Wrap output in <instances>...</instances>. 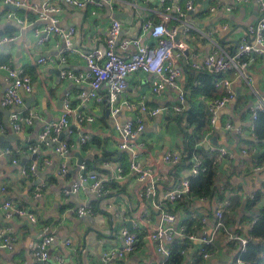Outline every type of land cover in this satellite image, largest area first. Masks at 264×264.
Instances as JSON below:
<instances>
[{"label": "crops", "instance_id": "obj_1", "mask_svg": "<svg viewBox=\"0 0 264 264\" xmlns=\"http://www.w3.org/2000/svg\"><path fill=\"white\" fill-rule=\"evenodd\" d=\"M48 1L61 7V11L53 15L58 20L59 28L75 29V33L69 38L72 51L67 53L66 63L51 64V59L57 60L67 47L64 38L53 34L44 44L38 41V47L35 49L32 48L30 42L25 41H19L16 45L7 44L0 48V59L16 69L24 70L32 78V92L25 96V106L19 110L7 108L2 105L5 94L3 83L5 74L0 70L2 83L0 122L4 126L10 125V117L15 112L25 114L33 112L36 115L34 126L31 128L25 127L18 133L12 130L8 134L0 132V135L15 134L19 137L13 142L0 144V153L7 148L14 151L13 156L4 155L3 163L0 164V188L7 190L6 193L0 195V239L11 237L14 239V245L18 246L15 251L7 249L0 252V264H27L29 257H32L31 264H39L33 255L31 245L46 235L54 237L50 248L51 264H58L56 260L58 256L62 257L65 264H108L103 260L104 253L114 248L122 249L124 242L120 235L121 229H129V223L133 227L136 222L143 227L138 233L139 242L136 251L124 261H112L111 264H164L163 258L156 252L155 244L149 239V234L161 227H172L179 230L190 216L202 220L207 219V223L202 222L203 230L195 234L198 237V242L194 243L197 247L189 249L186 256L187 264L192 263L189 260L191 259L189 254L192 257L199 247L205 244L203 239L209 238H213V243L221 244L222 248L209 254V258H204L203 264H230L223 262V255L232 257L234 261L241 247L237 243L238 248L230 251L228 245L231 242L226 235L213 230L219 199L210 201L209 198H190L193 203L190 215L183 210L178 211V203L165 200L168 192L193 175L192 167L187 164L180 163L178 166H170L163 163L165 154L183 152L185 131L191 132L194 129L185 116L181 117L182 113L179 114L173 110L179 97L176 90L169 88L171 102L167 99L163 102L153 99L145 103L151 108L160 107L163 103L167 110L165 109L158 117L148 116L143 120L145 131L138 140L145 146L141 151H136L135 156L142 168L152 171L153 178L149 177L142 181L139 175L130 168L133 155L119 150L121 136L114 130L116 123L124 125L141 117L139 107L126 109L118 113V118L114 119L112 112L108 116L106 114L107 108L104 103V101L108 102L106 91L101 93V103L85 102L81 98V93L87 91L89 87L74 84L61 76L63 70L76 74L87 71L86 61L80 53L103 49L111 20L120 19L121 14L126 17L131 26L135 27L136 35H126L128 26L122 24L118 47L126 39L143 40L150 46L155 39L150 32L145 35L144 25L148 21L160 22V13H162L160 0H116L110 6L105 5L103 9H99L98 16L92 15L90 9L87 11H77L74 8L65 10V0H28L31 8L38 7L40 10ZM190 1H195L196 10L189 13L186 20L194 25L193 31L196 33L195 37L192 35L187 39L184 36L180 37L181 41L189 44V50L184 52L177 65L182 70L181 76L185 81L181 87H186L188 91L191 81L197 74L191 68L192 63L204 61L213 52L214 42L223 49L233 52L237 41L245 34V30L260 19L258 0H251L246 4H239L236 0H202L201 3L198 0H172L174 5L181 7H185ZM217 3L220 8L211 12L210 8ZM227 7H232V15L226 14ZM8 11L13 10L0 4V19H4ZM14 12L18 18H26L30 22L37 21L29 29L32 35L37 29L44 30L49 25L48 21H39L38 13L31 12L29 8L23 7ZM171 16L173 19L176 17ZM170 24L175 26L178 22L172 20ZM224 24L229 25V31L210 35L217 25ZM10 29H14V32L9 33ZM19 30V26L14 23L4 24L0 26V37L11 36ZM25 43H28L27 53L19 50L20 46ZM197 45H202L203 48ZM14 48L17 50L13 59ZM135 52V47H131L122 54L132 56ZM193 55L196 56V60L192 59ZM41 58H45L47 62L39 63ZM185 58L187 63H185ZM141 74L142 72H138L129 78V88L126 93L118 97L115 107H120L125 100L136 105L140 97L148 95L147 91L137 92V78L141 77ZM201 74L208 73H198L197 76ZM246 74L247 80L235 73L230 74L236 97L218 114V119L222 123L221 128H214L215 131L204 139L207 142H203L201 146L213 152L223 147L235 154L233 159L218 158L220 159V187H227L226 195L229 199L224 200L230 201V207L224 211L223 220L229 232L248 240L249 232L256 221V213L264 207V197L253 209L248 206L249 200L256 193L264 195V167L259 171L256 170V166L263 165V162L259 163L257 159L264 157V145H260L257 141L250 115L253 103L258 98L264 97V58L259 56L254 62H249ZM218 92L222 96L226 93L225 90L219 89ZM190 93L187 96L185 111L191 107L188 100ZM65 97H71L73 108L77 113L91 116L94 121L76 124L72 118L70 151L66 156H61L55 152L52 143L49 146L41 145L39 136L46 125L60 119L63 114ZM26 99H30L28 103L30 109L26 107ZM214 100L207 101L208 109ZM114 106L111 104V110ZM228 123L233 124V130L226 129ZM157 126H159L158 130H154ZM64 134L66 135L64 137L68 138V132ZM83 135L89 137V142L85 146L80 143ZM165 137L169 138L167 142H164ZM212 142L218 143V146L213 145ZM30 145H38L39 149L36 154L27 150ZM244 150L247 151L246 155L242 154ZM118 154L126 156L121 159V157L118 158ZM81 157L83 163L79 165ZM14 159L18 162L14 163ZM113 163L118 166L115 175L105 167ZM33 164L37 165L36 175H25L23 169ZM64 165L68 173L62 176L60 170ZM82 166H85L84 170ZM119 168H122L123 175H120ZM82 174H97L100 178L108 177L107 180H103L105 192L101 197L88 188L81 189L78 194L66 196L65 191L70 189ZM152 183L155 189L154 200L145 196L147 187ZM7 201H13L18 206L30 210L36 215L38 222L34 224L26 218L6 211L3 205ZM236 203L240 205L233 209ZM158 204L176 215L175 224L170 225L162 220L155 208ZM84 205H92L95 212L91 216L80 218L78 210ZM147 212L150 214V221L143 224L142 219ZM29 239H33L30 244ZM68 242H70L69 245Z\"/></svg>", "mask_w": 264, "mask_h": 264}, {"label": "built area", "instance_id": "obj_2", "mask_svg": "<svg viewBox=\"0 0 264 264\" xmlns=\"http://www.w3.org/2000/svg\"><path fill=\"white\" fill-rule=\"evenodd\" d=\"M239 4H246L250 3L251 0H236ZM260 5V19L251 24L246 30L245 34H243L236 46V49L233 52H229L222 47H220L217 43H213L214 50L211 52L202 62L197 61L193 62L191 68L194 72L198 73H208L214 75L216 77V88L219 90H225V95L222 97L215 99L213 103L209 107V111L211 114V124L213 125L212 121L215 119L219 122L218 114L219 112L224 109L231 101H233L236 97V93L233 90V82L231 79V73H235L245 80L248 79L246 71L248 69L249 62H254L255 59L259 56L264 58V28L261 26L264 25V0H258ZM24 0H0V4L5 6H15L17 8H23ZM160 6L162 8V13H160V22L154 23L152 21L146 22V24H159L164 21V18L167 17V20L164 21V26L167 31L171 32L174 29L175 31L174 43L179 45L182 41L181 38L179 41H176V37L178 34H181V37H185L186 39L190 36V33L194 30V27L191 23H189L186 18L188 17L189 13H193L195 8V1H190L186 4L185 7H181L178 5H174L172 0H160ZM65 4V1H64ZM107 5L102 2V0H94V4H88L82 9V11H87L90 9L93 13H96L95 16H98L99 9H103V7ZM49 7L52 9H58L54 11H49L47 13L46 20H39V15L43 13V9L45 7ZM75 9V7H73ZM220 8V5L217 3L210 8L211 12H215ZM232 10V7H227L226 10ZM61 11V7L57 4L51 3L50 1L46 2L40 12L38 13V20L43 22H49V25L44 30L37 29L36 33L40 32L43 33L40 36L39 43L44 44L48 41L50 35H57L65 39L67 43V47L65 51L62 52L58 56V59H51V64L56 63H66L67 61V53L72 51L70 48L69 38L75 33V29H61L59 28L58 20H56L53 15L57 14ZM171 15H175L176 17L173 19ZM8 16L16 17L14 11H8L5 14V18ZM51 17V18H50ZM120 19L113 18L111 20V25L108 33V37L106 40L105 47L103 49H95L89 53H80L82 58L86 61L87 64V71L82 73H74L69 70H63L61 73L62 78L77 84V85H87L89 89L87 91H83L81 93V98L85 101V97H87L86 102H102V91H106L108 94V102L111 106L112 104V85H115L119 91L115 93L116 100L119 96L126 93L129 88V78L138 73L143 72L142 69L136 66L139 57L137 56L136 52L132 56H124L122 53L124 51L129 50L132 46H130L127 50H125V42L131 41L133 44L138 39H126L118 47V41L122 33V24H121V31L118 36H113L112 33L114 32V21H118ZM175 20L178 22L177 25H171V21ZM55 21V23H53ZM145 24V25H146ZM144 25V26H145ZM187 25V26H185ZM145 28V27H144ZM229 25H217L214 30L210 33V35L219 32L229 31ZM153 30H149L151 36L155 39L153 35ZM208 36V34H207ZM4 37V36H3ZM185 42V41H183ZM186 43V42H185ZM167 47H171V44H168ZM119 49V51H118ZM64 50V49H63ZM186 52V51H184ZM183 52V54H184ZM182 54V56H183ZM1 55V53H0ZM177 56L180 57V50L177 49ZM182 57H180L181 59ZM179 59V60H180ZM47 60L45 58H41L39 63L44 64ZM0 70L4 72L3 76V83L5 85V94L3 96L2 105L7 108L12 109H21L25 106V96L32 92V78L22 69H16L12 67L10 64H0ZM177 70H180V75H182V70L177 67ZM103 77V78H101ZM79 81V82H78ZM2 83L0 81V87ZM90 85H97L96 87H91ZM198 85L197 82L194 83V86ZM191 92V89L186 90L184 92V99H180V95L178 97V103L173 107V110L176 113H182L185 111L187 106V96L188 93ZM130 104V103H129ZM132 105V104H130ZM145 109L148 110L149 117H152L151 113L154 110L159 109V107L151 108L147 104H144ZM136 108V107H132ZM167 110V108H165ZM177 109H182V111H177ZM219 109V111H216ZM112 112V110H111ZM72 113H75L74 122L76 124H83L85 122L94 121L93 117L91 116H83L82 114L77 113L73 108V101L71 97H65L64 105H63V114L59 120L52 122L44 127L43 132L39 136V143L41 145L49 146L52 143V147H55V152L61 156H66L71 147L70 143V136L71 132V121L73 118ZM215 113V114H214ZM264 113V97L258 98V100L253 103L250 109V115L252 119V123L254 126L255 121L258 119L259 115ZM214 114V115H213ZM36 115L33 112H28L27 114L22 112H15L11 115L10 120L11 123L8 126L0 125V132L2 134H8L11 130L13 132H20L25 127L31 128L34 126ZM143 128V131L141 129ZM227 130H233L234 126L231 123L226 125ZM114 130L121 136V143H119V150L121 152H128L133 155L132 152L128 151L129 148L138 149L136 151H141L145 144L140 142L138 139L140 135L145 131V124L144 121H141V118L138 117L134 121H130L124 125L116 123L114 126ZM68 132V138L63 137L60 139L62 135L66 136L64 133ZM135 137V138H134ZM89 142V137L87 135H83L80 139L81 145H87ZM55 144V145H53ZM38 145H30L28 146L27 150L31 151L32 153L38 152ZM135 151V153H136ZM216 152L218 154V158L220 159H233L235 154L228 151L226 148H217ZM5 156H13L14 151L11 149H5L2 152ZM242 154L246 155L247 151H242ZM179 156V158H177ZM136 163L139 165L142 171H134L132 169L131 163V170L134 171L136 174L139 175L142 181L148 179L144 173H151V177L153 178V173L151 170H146L142 168L140 162L136 159ZM182 161V153H167L163 157V163L170 165V166H178ZM18 160L14 159V163H17ZM193 167H192V174L198 175L199 173L205 172L206 168L203 165V162L200 158L196 157L193 160ZM264 167L263 165L256 166V170L259 171ZM82 169H85V166H82ZM120 175H123L122 168H119ZM23 173L28 176H35L37 173V165L33 164L29 168L23 169ZM68 173L67 167L64 165L60 170V175L65 176ZM100 183V187L95 189V193L98 197H101L104 192V183L101 182V178L97 174H82L79 179L72 184V187L65 191L66 196L78 194L81 189L88 188L90 191L92 187ZM154 186L153 183L151 186L147 187L145 196L152 198L154 200ZM6 188H0V195L6 193ZM191 193V184L188 179L180 182L177 187L168 192L165 195V200L171 203H178L179 200L184 198H192ZM254 197H252L253 199ZM157 204V203H156ZM218 209L215 213V223L214 228L216 233H224L227 239L232 242L236 241L239 246L241 247L240 252L245 251V248L248 244V240L239 237L238 235H234L233 233L229 232L226 228V224L224 223V211L230 207L229 200H220L218 203ZM6 211H10L15 213L16 215L28 219L32 223H37L38 219L34 213H32L27 208H23L18 206L13 201H7L3 205ZM155 208L159 212L162 220L170 225H173L177 222V217L172 212H169L165 207L163 208L161 205H155ZM95 209L92 205H84L79 208L78 216L80 218L87 217L93 215ZM150 221V214L147 212L142 219L143 224L145 222ZM203 223H207V219L202 220ZM143 227L139 222L133 224L132 229L123 228L120 231V235L123 238L124 246L122 249H110L109 251L105 252L103 255V260L111 264L112 261H124L132 255L136 249L137 244L139 242V230ZM187 226L181 225L179 230H175L172 227H161L149 234V239L155 244L156 252L159 254L164 261V264H167L168 260L171 257V248L173 247L174 243L178 238L183 239H190L195 235H188L186 233ZM163 233V235H162ZM11 241L14 244V239L11 237H2L0 239V243H5ZM54 242V237L50 235L44 236L39 241L33 243L31 245V249L33 251V255L36 258L39 264H51V246ZM205 244H212L213 238L203 239ZM70 242H68V245ZM8 250L12 251V246L9 245L7 248ZM116 252L115 260L110 259V254ZM238 252V253H240ZM238 253L236 255H238ZM235 255V256H236ZM209 254H205L204 258H209ZM57 262L63 260L62 257H56ZM233 264H247L241 260H237L233 262Z\"/></svg>", "mask_w": 264, "mask_h": 264}, {"label": "trees", "instance_id": "obj_3", "mask_svg": "<svg viewBox=\"0 0 264 264\" xmlns=\"http://www.w3.org/2000/svg\"><path fill=\"white\" fill-rule=\"evenodd\" d=\"M14 32V29H10L9 33ZM196 32L192 31L193 37H195ZM1 58V57H0ZM0 64H8L3 59H0ZM199 82L198 85L194 86L195 81ZM216 77L211 74H201L199 76H194V80L190 83V98H188L191 103L189 110L182 112L181 117L185 116L187 122L190 126L194 127L191 132L185 131V146L182 152V164H187V166L193 167L194 158L198 157L203 162L206 168L205 172L199 173L198 175H191L188 180L191 184L192 198L203 199L209 198L210 201L219 199L224 200L227 197V187H220V163L218 159L217 152H213L205 146H201L204 139L211 133L215 131L211 124V114L208 109L207 101L218 99L222 96L219 94L218 89L215 85ZM201 99V100H197ZM0 125L4 126L1 122ZM254 134L260 145H264V113H261L258 119L254 123ZM9 149V148H7ZM126 155L118 154V158L123 159ZM109 157V155H108ZM258 162L264 163V157L257 159ZM264 197L263 193H256L253 199H250L248 206L253 209L254 206ZM229 199V198H228ZM240 204L236 203L233 209L238 208ZM193 209L192 200L189 198H184L178 202V211L183 210L188 215L191 214ZM253 212V211H251ZM256 221L253 224L248 238V244L245 251L238 252L235 256V262L241 260L247 264H264V207L261 211L256 213ZM250 219V217L248 218ZM254 219V218H253ZM187 226L186 233L188 235H195L203 230L204 225L202 219L198 217L190 216L183 222ZM197 247L194 242L190 239H177L171 248V257L167 264H187L188 258L187 253L189 249ZM222 248L219 243L203 244L199 247L198 251L190 257L192 261L191 264H203L205 254H212L216 249ZM238 248L237 242L232 241L228 245V249L231 251Z\"/></svg>", "mask_w": 264, "mask_h": 264}, {"label": "clouds", "instance_id": "obj_4", "mask_svg": "<svg viewBox=\"0 0 264 264\" xmlns=\"http://www.w3.org/2000/svg\"><path fill=\"white\" fill-rule=\"evenodd\" d=\"M104 4L111 5L116 2V0H102ZM88 4H94V0H65L66 9L70 10L73 7L77 11H80L84 9V7ZM25 8H29L31 12L33 13H39L40 9L37 8H31L30 3L28 0H25V3L23 5ZM58 9H52L49 7H45L43 9V13L39 15V20H46L47 19V13L49 11H54ZM227 15H232V10H226ZM95 16L96 13H93ZM167 20V17L164 18V21ZM164 21H162L159 24H146L145 27V35L148 34L149 30H153V35L155 37L154 42L148 46L143 40H136L133 44L131 41L125 42V50H127L130 46L135 47L136 54L139 57L136 66L143 70L141 77H138V87L137 92L141 91H147L148 95L144 97H140L136 103V105H130L127 100L123 101L120 105V107H115L116 104V95L115 93L119 91L115 85H112L113 95H112V104H113V110H112V116L114 119H117V114L123 112L126 109H131L132 107H139L140 113H141V121L146 119L149 115L148 110L145 109L144 104L151 102L153 99L163 102L164 100H169L171 102V93L169 92V88L175 89L176 92L180 95V99H184V92L186 91V87L182 88L181 86L184 85V77L180 75V70H177V65L179 62L180 57H182V54L184 51L189 50V44L185 42H181L179 45H176L174 43V40L172 39L174 37L175 31L177 29H174L173 31L169 32L166 30L164 26ZM14 23L19 26V31L13 33L11 36H4L0 37V48H3L7 44L16 45L19 41H25L30 42L33 49L38 47V41L39 37L43 33H35L34 35L29 33V29L32 27L34 23H36V20H32L31 22L24 18H18V17H12L8 16L7 18L0 19V26H3L7 23ZM55 23V21H53ZM114 32L112 33L113 36H118L121 31V24H125L128 26V30L126 32V35L129 36H135V27L130 25V22L126 19V17L121 14V18L118 21H114ZM187 26V25H185ZM194 26V25H193ZM264 28V25L261 26ZM168 44H171V47H167ZM197 47L203 48L202 45H197ZM177 49L180 50V57L177 56ZM17 49H13V59L15 58V51ZM20 51L27 53L28 51V43H25L20 46ZM202 58V57H201ZM193 60H196V56L193 55ZM185 63H187V59L185 58ZM198 65V61H197ZM103 78V77H101ZM179 81V83H178ZM79 82V81H78ZM91 87H96L97 85H90ZM149 86V87H145ZM135 94V93H134ZM167 94V95H166ZM85 102L87 101V97L84 98ZM55 105L53 104V107ZM165 111V106L163 103H161V106L159 109L154 110L151 115L152 117H158ZM177 111H182V109H177ZM216 111H219V109H216ZM215 114V113H214ZM213 114V115H214ZM73 119H75V113H72ZM91 123V121H89ZM215 128H219V123L213 119L212 121ZM159 126H157L158 130ZM143 131V128L141 129ZM135 138V137H134ZM168 137H165V141H168ZM205 143L207 141H204ZM138 149L129 148L128 151L133 153L132 157V169L134 171H142L140 169L139 165L136 163L135 160V151ZM3 153H0V164L3 163ZM179 158V156H177ZM106 168L110 172H112L114 175L116 171H118L117 164L113 163L112 165H105ZM146 177H151V173H144ZM108 177H102L101 182L103 180H107ZM100 187V183L95 184L91 191L95 192V189ZM163 235V233H162ZM192 241L198 242L197 236L191 237ZM9 245L12 246V250H17L18 246L12 244L11 241L0 243V252H3L7 250ZM116 258V252H113L110 254V259L115 260ZM55 259V258H54ZM32 257H29V261L27 264H31ZM58 264H65L63 260H60Z\"/></svg>", "mask_w": 264, "mask_h": 264}, {"label": "water", "instance_id": "obj_5", "mask_svg": "<svg viewBox=\"0 0 264 264\" xmlns=\"http://www.w3.org/2000/svg\"><path fill=\"white\" fill-rule=\"evenodd\" d=\"M198 2L201 3L202 0H198ZM7 8L10 9V10H13V11H18L19 9H21V8H17V7H15V6H11V5H10V6H7ZM180 37H181V34H178L177 37H176V41H179V40H180ZM236 44H238V41H237ZM26 102H27L26 107L30 109V105L28 104V103L30 102V99H26ZM62 103H63V99H62V101H61V104H62ZM104 103L106 104V108H107V112H106V114H107V116H108V115L111 114V107H110L109 102L104 101ZM218 123H219V125H220L219 128H221L222 123H221L220 121H219ZM63 137H64V135H62V136L60 137V139H62ZM18 139H19V137H18L17 135H15V134H10V135H8V136H6V135H0V144H1V143H9V142H13V141L18 140ZM212 144L218 146V143L212 142ZM53 145H55V144H53ZM82 163H83V158L81 157L80 162H79V165H82ZM151 199H152V198H151ZM128 226H129V229L131 230V229H132V224L129 223ZM32 240H33V239H29V241H28L29 244H30V242H31ZM222 259H223V262H224V263H230V264H233V262H234L233 259H232V257H230V256H228V255H226V254L223 255Z\"/></svg>", "mask_w": 264, "mask_h": 264}]
</instances>
